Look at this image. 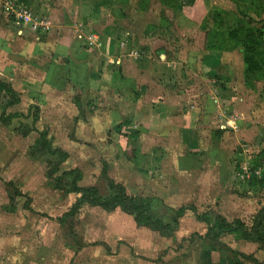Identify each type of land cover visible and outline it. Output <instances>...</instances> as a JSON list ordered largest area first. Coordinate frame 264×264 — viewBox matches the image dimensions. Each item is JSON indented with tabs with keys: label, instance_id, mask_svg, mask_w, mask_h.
Returning a JSON list of instances; mask_svg holds the SVG:
<instances>
[{
	"label": "rangeland",
	"instance_id": "374dc122",
	"mask_svg": "<svg viewBox=\"0 0 264 264\" xmlns=\"http://www.w3.org/2000/svg\"><path fill=\"white\" fill-rule=\"evenodd\" d=\"M130 1L134 8L120 13ZM104 10L112 21L132 19L118 29L127 32L138 63L147 69L140 71L146 81L132 71L129 78L121 76L108 100L138 94L146 107L162 111L165 100L173 115L161 116L165 124L156 130L149 117L134 116L129 125L126 117L115 122V115L106 122L83 121L69 92L51 89L49 82L36 90L35 80H24L37 73L35 60L22 72L2 67L0 79L12 78L19 100L7 104L9 96L0 94V264H264V242L234 232L212 237L190 210L173 231L137 225L123 207L83 205L59 219L76 195L49 177L53 157L36 146L42 129L53 147L68 154L61 170H80V185L109 195L113 180L128 194L149 199L152 212L165 220L181 205L209 217L239 218L247 228L264 214V0H115ZM31 11L37 20L46 19ZM246 24L262 34L255 70L244 63ZM226 25L238 35H226ZM27 27L32 39L38 35ZM155 35L159 40L152 48ZM85 100L84 115L99 116L97 96ZM34 104L39 117L33 124ZM111 109H117L115 102ZM10 113L20 115L4 123L2 114ZM132 132L137 134L124 135ZM127 149H135L134 161L124 155Z\"/></svg>",
	"mask_w": 264,
	"mask_h": 264
},
{
	"label": "crops",
	"instance_id": "0c3cea01",
	"mask_svg": "<svg viewBox=\"0 0 264 264\" xmlns=\"http://www.w3.org/2000/svg\"><path fill=\"white\" fill-rule=\"evenodd\" d=\"M114 2L115 0H29L27 5L30 9L43 14L48 24L46 29L36 28L38 35L34 34L36 37L33 39L27 30L24 31L30 24H20L0 7V71L3 67L22 72L21 69L23 66L26 67L29 59L35 60L34 70L37 73L33 78L28 77L24 80L28 83L35 80L36 90H43L45 83L49 82L52 84L51 89L59 87L66 94L69 92V99L77 93L84 107L88 95L97 96L99 116L96 114L86 116L81 109V120L92 118L106 122L115 115L114 120L117 122L121 117L130 120L134 116L141 119L149 117L153 119L150 125L157 127L156 130L157 124L164 121L161 116L173 115L169 110L171 105L167 106V101L161 102L165 110L162 111L160 107V110L156 111L152 106L146 107L141 103L138 94H134L131 100L119 95L114 98L117 112L111 109L114 102L108 100L110 86L118 85L121 76L129 78L132 71V76H139L146 81L145 74H140V71L147 72V69L138 63L136 50L130 47L132 43L128 41L127 32L123 33L118 29L131 23L132 19L121 18L113 21L108 19V13L104 9L109 4L114 6ZM124 3L119 12H126V8H134L133 1L128 2L129 7H125ZM95 27L99 28L98 31L94 29ZM27 28L35 29L33 25ZM39 30L45 33L42 34ZM131 37L134 41L138 40L133 34ZM151 40L153 48L159 37L151 36ZM152 53L156 56L154 52ZM12 55L18 56L13 58ZM6 80L15 90L12 78ZM144 81L140 80V83H146ZM140 86H137V92L140 91Z\"/></svg>",
	"mask_w": 264,
	"mask_h": 264
},
{
	"label": "trees",
	"instance_id": "16d2710c",
	"mask_svg": "<svg viewBox=\"0 0 264 264\" xmlns=\"http://www.w3.org/2000/svg\"><path fill=\"white\" fill-rule=\"evenodd\" d=\"M27 4L29 0H19ZM226 25L225 33L228 36L235 37L237 34L236 27H228ZM247 30L244 32V40L246 42V47L249 49L248 55L244 57V63L247 66V69L255 70L258 68L256 61V51H259V45L261 44V32L260 28L257 26H249L246 24ZM223 28V27H220ZM219 28V29H220ZM217 33L212 34V45L217 47L214 38ZM5 93L9 96L7 104H12L18 102L19 98L16 91L12 86L4 81L0 80V94ZM73 102L79 110L82 109V102L78 95H73ZM29 109H32L30 116L32 122H34L39 117V107L34 104L29 106ZM29 113V112H28ZM18 113H10L7 115L2 114L1 120L4 123H9L11 118L19 116ZM131 120L128 118L123 119L124 124H130ZM137 132H132L131 134H124L127 137L136 135ZM37 148H42L47 152L48 155L52 156L53 159H49V168L48 175L51 177L55 184H61L62 181L67 184V190L76 195L74 202L70 205L69 209L59 218L61 221H65L71 215H74L83 205L96 206L106 210H113L118 207H123L129 210L132 215L135 223L140 226H152L159 229L166 230H175L179 224V218L182 217L187 210H190L195 218L199 221L204 222L208 227V230L211 232L212 237H219L224 234L236 233L242 239L249 241L264 242V214L259 213V216L253 218V224L250 228H247L246 225L239 219L235 218L232 220H226L224 217L217 215L214 217H209L206 213H199L196 208L192 205L186 206L181 205L172 210L168 220L163 219L155 215L151 208V202L149 199L133 194H128L125 187L113 180L108 181L109 195H103L100 193L99 189L95 185H80L79 181L81 179V172L77 168H70L61 170V164L68 157V154L59 147H53L50 139L48 138L47 131L45 129L37 131L36 138ZM124 155L134 161L135 159V149H127L124 151ZM106 169V164H103V170ZM252 178V177H251ZM252 179H255L254 176ZM258 183L263 181V178L256 180ZM247 183L250 185L252 183L251 179L247 180ZM28 201V199H27ZM28 202H26V206ZM235 252H227V256L230 257ZM241 257H246L245 254L241 253Z\"/></svg>",
	"mask_w": 264,
	"mask_h": 264
},
{
	"label": "built area",
	"instance_id": "2783aa9c",
	"mask_svg": "<svg viewBox=\"0 0 264 264\" xmlns=\"http://www.w3.org/2000/svg\"><path fill=\"white\" fill-rule=\"evenodd\" d=\"M2 8L6 10L11 17L22 25L32 24L35 28L46 29L48 24L43 18L37 20L32 14L30 7L19 0H0Z\"/></svg>",
	"mask_w": 264,
	"mask_h": 264
},
{
	"label": "water",
	"instance_id": "95a60500",
	"mask_svg": "<svg viewBox=\"0 0 264 264\" xmlns=\"http://www.w3.org/2000/svg\"><path fill=\"white\" fill-rule=\"evenodd\" d=\"M11 57H13V58H14V57H17V56H14V55H12Z\"/></svg>",
	"mask_w": 264,
	"mask_h": 264
}]
</instances>
